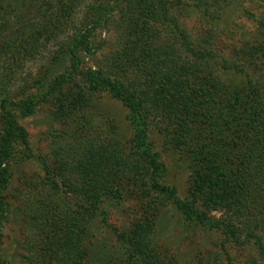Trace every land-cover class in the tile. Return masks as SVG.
<instances>
[{
  "label": "rangeland",
  "instance_id": "374dc122",
  "mask_svg": "<svg viewBox=\"0 0 264 264\" xmlns=\"http://www.w3.org/2000/svg\"><path fill=\"white\" fill-rule=\"evenodd\" d=\"M206 1L163 0L166 21L159 19L151 32L167 60L174 65L177 60H197L205 71L214 70L223 86L230 80L264 84V0ZM200 2L205 3L202 11L197 7ZM28 3H35L36 8L42 0H22L8 7L2 17L14 20L25 16L23 4ZM113 7L92 38L91 53L79 54L83 74L34 115L19 116L32 152L29 159L17 157L10 185L2 193L10 206L0 236L2 258L8 264H46L44 259H37L46 236L43 217H54L55 213L56 223L61 225L77 224L79 217H88L91 236L84 246L90 264H136L131 243L138 228L148 234L152 229L151 241L144 249L161 263L264 264V231L254 233L238 213L218 205L209 195L202 196L204 191L194 190L190 156L179 147L174 128L162 115L147 116L146 153L138 148L133 110L109 92L90 89L84 77L88 71L122 79L121 87L129 94L139 95L144 89L143 69L121 68L118 73L113 69L120 48H125V25L130 33L135 27L118 6ZM82 10L78 8L71 18L74 26L81 23ZM53 45L42 42L36 55L17 68L9 90L15 102L24 95L40 97L46 90L32 88L36 78L47 68L58 73L61 66L65 67L62 62L52 63L57 49ZM92 145L116 156L113 161L103 160V172L98 173L105 174L104 166L109 173L113 170L105 191L95 190L79 169ZM155 166L161 170L156 171ZM168 188L196 218L188 216L189 209L170 202ZM116 193L123 196L122 201ZM209 222L217 227L210 229ZM149 239L146 235L144 244Z\"/></svg>",
  "mask_w": 264,
  "mask_h": 264
},
{
  "label": "trees",
  "instance_id": "16d2710c",
  "mask_svg": "<svg viewBox=\"0 0 264 264\" xmlns=\"http://www.w3.org/2000/svg\"><path fill=\"white\" fill-rule=\"evenodd\" d=\"M21 1L0 0V236L3 221L10 211L2 193L10 185L12 164L20 155L24 159L31 158L32 152L29 135L21 126L19 116L34 115L65 85L83 74L79 54L91 53L92 38L114 10L113 5L120 8L122 16L127 15L129 24L135 23L131 33L128 25L123 29L127 34L122 42L125 48H120L113 69L117 73L121 68L143 69L144 89L139 95L129 94L121 87L122 79L112 80L102 73L88 71L84 77L90 89L94 93L109 92L133 110L131 119L138 133V148L146 153L149 151L147 116L149 113L162 115V119L174 128L179 147L190 156L194 190L204 191L202 196L209 195L218 205L238 213L254 233L264 231V84L230 80L229 85L223 86L214 70L205 71V66L197 60L192 63L177 60L175 65L171 59L168 61L159 40L151 32V26L159 19L166 21L167 8L163 0H42L36 8L35 3L23 4L27 18L22 15L14 20L2 17L8 7ZM204 6L205 3L200 2L197 7L202 11ZM80 7H83L84 16L81 23L74 26L71 18ZM42 42H54L53 47L57 49L52 63L66 65L61 66L58 73L47 68L43 76L36 78L32 88L46 90L40 97L24 95L15 102L9 93L14 73L21 63L36 55ZM200 59L204 61L202 55ZM107 152L90 146L79 167L83 179L95 190L105 191L112 177L113 170L109 173L105 166V174H98L103 172V160H116V156ZM155 170L161 167L155 166ZM168 190L172 204L189 209L187 204L179 202L173 190ZM116 194L122 201L123 196ZM188 214L196 218L190 209ZM43 218L46 236L42 238L37 259H44L46 264H90L84 246L91 236L88 217L81 216L77 224L64 225L56 223L55 213L54 217L48 214ZM209 226L210 229L217 227L210 222ZM148 231L149 234L139 228L135 230L131 243L134 263L167 264L144 249L151 241L152 229ZM146 235L149 240L144 244ZM0 264H8L2 258L1 248Z\"/></svg>",
  "mask_w": 264,
  "mask_h": 264
}]
</instances>
